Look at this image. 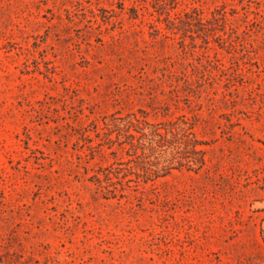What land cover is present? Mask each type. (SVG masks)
I'll return each instance as SVG.
<instances>
[{
    "label": "rangeland",
    "instance_id": "rangeland-1",
    "mask_svg": "<svg viewBox=\"0 0 264 264\" xmlns=\"http://www.w3.org/2000/svg\"><path fill=\"white\" fill-rule=\"evenodd\" d=\"M0 264H264V0H0Z\"/></svg>",
    "mask_w": 264,
    "mask_h": 264
},
{
    "label": "trees",
    "instance_id": "trees-1",
    "mask_svg": "<svg viewBox=\"0 0 264 264\" xmlns=\"http://www.w3.org/2000/svg\"><path fill=\"white\" fill-rule=\"evenodd\" d=\"M138 1H143L145 2V0H138ZM159 1V0H158ZM166 1H170V0H166ZM142 3V2H141ZM133 12L134 15H137L138 12V8L137 6L133 8ZM165 14L164 19L166 21V25L168 27L169 30L173 31V32H179V33H184L187 28L189 27V24L193 21H198L201 20V16L199 15L198 17H194L191 16V12H184L182 15L180 14H176V16H171L170 13L168 11L162 12ZM161 14V13H160ZM216 19H218L217 15L214 14L212 16V18L208 19L209 21H215ZM207 47V46H205ZM132 125V121L129 122ZM125 125V124H124ZM118 127H123L120 124H117ZM174 131L176 132V130H168L167 128H164L163 131L159 130L158 128H147L144 127L143 124L141 125H134L131 131H127L125 136L127 138L126 144L128 145L127 148H131V147H137L141 142L139 141L141 136H145V135H155L156 137H158V139L163 138L165 139L166 137L171 138L174 134ZM161 140V139H160ZM160 140H157L156 142H151L150 146L153 147L154 145H157V143H160ZM138 149V148H137ZM136 149V153L139 152V150ZM196 151H200V150H196ZM135 155V154H134ZM164 169H166L162 166V167H155V168H150L149 170L145 171L142 170V173H148L149 175H151V177H158V176H162L164 174H159V173H164ZM138 171L141 172L140 168L138 167ZM163 171V172H162Z\"/></svg>",
    "mask_w": 264,
    "mask_h": 264
}]
</instances>
